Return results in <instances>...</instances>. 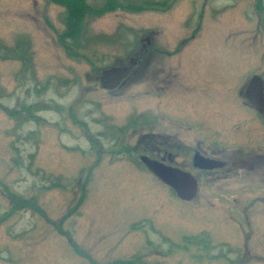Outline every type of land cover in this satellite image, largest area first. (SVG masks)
Listing matches in <instances>:
<instances>
[{
  "label": "rangeland",
  "instance_id": "rangeland-1",
  "mask_svg": "<svg viewBox=\"0 0 264 264\" xmlns=\"http://www.w3.org/2000/svg\"><path fill=\"white\" fill-rule=\"evenodd\" d=\"M83 1L81 38L60 43L64 6L0 0V264H264V177L180 200L139 160L132 124L153 114L154 81L99 86L149 38L144 58L181 83L187 133L225 152L264 145L253 120L233 123L250 119L242 86L264 78V0Z\"/></svg>",
  "mask_w": 264,
  "mask_h": 264
},
{
  "label": "flooded vegetation",
  "instance_id": "flooded-vegetation-1",
  "mask_svg": "<svg viewBox=\"0 0 264 264\" xmlns=\"http://www.w3.org/2000/svg\"><path fill=\"white\" fill-rule=\"evenodd\" d=\"M152 42L151 39L145 38L146 44L141 46V49L137 54L129 58L127 64H119L118 66L112 67L128 69L126 77L122 78L116 84L114 89H103L99 83V86L103 91L113 92L121 90L131 83L140 84L142 81H139V79L143 80L142 78H144L143 75L145 73H148V76L154 81V86L152 85L151 88L152 93L154 94V97L160 98L158 99V102L156 99L152 101V109L154 110L152 111L153 114L148 115L149 120L144 119L145 121L143 120L141 123L139 117H136V119L133 120L134 124H132H136L135 126L137 129L143 130L144 128L145 130L141 131L140 134H136L138 144L144 147V153L139 156V160L141 157H146L152 161L163 164L166 167H171L190 174L197 184L196 196L200 184H202V188H208L211 187V185L218 186L220 185V182L228 181L236 176L239 177L238 175L241 173L246 178H250L252 172L257 174L254 176L264 177V145L258 143L256 146H252L250 150L244 151L239 149L236 153L232 151L225 152L217 150V147L213 145L203 146L202 133L200 134V132L198 133L193 129L191 131L189 128L187 129L189 131L188 133L185 131L186 128L184 126L187 125L185 124L184 117L182 118L179 113L175 115L172 110V105L179 101L176 99L174 103L171 102V98L173 97L172 92L177 87H180L181 83H178V80L176 82L173 81L171 70L170 72H166V75L160 78L159 74L164 72V67H158V62H155L151 55H149L147 59L144 58V55L146 54L145 48L147 45H151ZM253 77H257L259 81V91L257 92V90L254 89V93H245V87ZM253 77L244 84L245 86H242L238 93L241 107H243L248 113H251L249 114L250 119H248L247 115L241 120L239 119L233 123H241L242 120H244L246 124L253 120L254 125L260 127L262 129L261 131H264V78L259 74ZM234 118H236L235 115L231 117V119ZM147 128H149L148 132H146ZM263 133L264 132H257L259 136L256 138H260ZM186 135L187 138L190 137L191 139H184L183 137ZM140 163L146 170H148L141 161ZM186 165H189V167L186 168ZM148 172L162 182L152 172L149 170ZM166 186L169 187L168 185ZM239 194V196L243 197L242 199L251 197V195L245 190H242ZM231 195L234 197V194ZM249 202V200H246V204L242 203L231 206L233 213L234 211L246 212L251 210L250 207L252 205L251 203L249 204ZM241 208L243 209L237 210ZM236 212L234 214H236ZM239 228L240 227H238V229ZM242 235L244 236V239L247 238L245 237L244 231ZM246 247L247 246H245V248ZM250 253L251 251H249L245 257V254H243V259L250 260Z\"/></svg>",
  "mask_w": 264,
  "mask_h": 264
},
{
  "label": "water",
  "instance_id": "water-1",
  "mask_svg": "<svg viewBox=\"0 0 264 264\" xmlns=\"http://www.w3.org/2000/svg\"><path fill=\"white\" fill-rule=\"evenodd\" d=\"M128 69L110 68L103 70L99 76V83L103 89H114L116 84L124 77H126ZM259 81L257 77H253L246 85L245 93H254V89L258 90ZM141 162L163 183L168 185L176 194V196L183 201H190L196 196L197 184L194 178L182 171L166 167L156 161H152L146 157H141Z\"/></svg>",
  "mask_w": 264,
  "mask_h": 264
},
{
  "label": "trees",
  "instance_id": "trees-1",
  "mask_svg": "<svg viewBox=\"0 0 264 264\" xmlns=\"http://www.w3.org/2000/svg\"><path fill=\"white\" fill-rule=\"evenodd\" d=\"M55 4H60L65 7L67 10V15L64 19L65 23V32L59 37V42L64 43L67 38L75 43L79 41L83 33V21L84 15L88 12H91V9L85 5L83 0H53ZM114 1V0H113ZM152 2H149L148 8H151ZM110 6V5H109ZM109 6L102 10L110 9Z\"/></svg>",
  "mask_w": 264,
  "mask_h": 264
}]
</instances>
